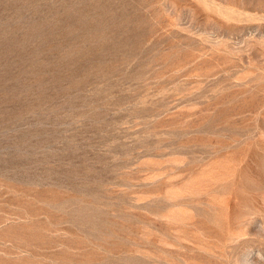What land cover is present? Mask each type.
I'll return each mask as SVG.
<instances>
[{
    "label": "rangeland",
    "instance_id": "obj_1",
    "mask_svg": "<svg viewBox=\"0 0 264 264\" xmlns=\"http://www.w3.org/2000/svg\"><path fill=\"white\" fill-rule=\"evenodd\" d=\"M0 264H264V0H0Z\"/></svg>",
    "mask_w": 264,
    "mask_h": 264
}]
</instances>
